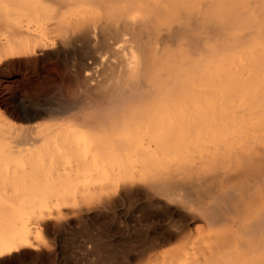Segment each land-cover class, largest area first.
Wrapping results in <instances>:
<instances>
[{"label":"rangeland","instance_id":"374dc122","mask_svg":"<svg viewBox=\"0 0 264 264\" xmlns=\"http://www.w3.org/2000/svg\"><path fill=\"white\" fill-rule=\"evenodd\" d=\"M44 1L50 3L46 5ZM44 1L0 0V21L3 20L0 22V238L8 236L19 222L31 215L33 210L44 211L43 219L30 226L31 241L35 248L23 247L12 254L1 256L0 264H206L209 262L210 264H219L218 262L226 264V260L229 263L232 257L229 256V260L228 258L224 260L223 255L233 246L236 248V245L233 240L224 239V234L242 235L239 229L241 227L239 224L242 222L239 215L231 213L234 210L229 211V214H222L227 222L222 219L224 222L221 220L222 222H217V224L216 220H213L214 224L207 217L205 218L210 222L203 219L202 213L205 212H201L209 199L204 200L203 206L196 201V203L191 200L186 202L185 199L172 193L174 196L171 198L173 199L171 201L169 199L171 203H168L166 197L170 198V192V196L166 193L167 196L160 195L162 196L160 199L158 195L144 192L140 185L151 178L154 180L161 174L158 173L160 170V172L168 168L171 170V166L172 169H175V165L178 169L180 168L179 171L178 169L173 170L174 173H179L184 170V167L188 168V164L194 163L190 161V158L195 153L190 158L186 157L192 152H197L194 157L200 158L202 149L199 150V147H194L192 144V146L185 144L187 148H182L180 145L179 150V146L175 147L178 142L170 146L169 144L173 141H169L168 138H165L166 141L159 140L160 143L155 139L142 142L140 139L145 135L143 130L135 128L134 123H129L128 116L121 118L120 125L117 127L108 126L109 133L107 128L99 127V129L89 124L90 127L88 123L75 117L79 116V110L83 105L90 103L92 88L91 85H88L90 88L87 87L89 82L87 83L88 80L86 81L84 74L94 69L95 55L84 51L81 45L66 47L62 41L60 43L59 38L61 37H57L59 41L56 36L52 38L53 31L50 30V26L60 23L64 24V27L71 28L73 21L68 19L69 17L74 18L75 15L78 16L79 14L75 11L82 9L80 7L83 4L75 5L77 0H70L71 5L69 0H54L57 2L56 7L54 3L51 5L53 1ZM80 1L83 0H78V3ZM253 1L264 3V0ZM73 7L79 8L73 11ZM48 10H51L49 11L51 15H48L50 14ZM57 15L60 20L55 23L53 20L58 19ZM44 24L48 25L44 27ZM41 26L44 30L40 29ZM43 32H45L44 35L48 33L45 35L47 40ZM33 37L36 43L44 42L46 49L36 48L34 50L36 44L32 49L31 43H35ZM26 39L28 42L25 41ZM211 77L215 75L210 74L209 79ZM219 82H210V84L213 83L210 87L216 88ZM212 87L213 93L215 90H212ZM64 107L74 112L70 113L72 117L69 116V112L66 113ZM61 109L65 115L58 114ZM48 110H51L49 112H52L50 113L52 116L48 114ZM53 110H58L55 112L57 116L54 115ZM103 129L107 132H103L105 131ZM72 132L73 135L70 137L80 138L78 139L80 144L77 140H73V143L72 139L68 138ZM98 138L102 141L101 144ZM96 141L100 148L94 143ZM126 142L131 145H126ZM82 143H85L84 148L73 146L71 148L74 150L65 149L66 146L72 144L81 147ZM190 147H194V151ZM173 148H175L174 152ZM201 155L208 156L204 152ZM197 158L194 159L195 165L199 164ZM201 160L204 159L201 158ZM203 162L201 161V164L206 163V167L202 165L200 167L209 169L208 157L206 162ZM177 163H182L183 169L181 164ZM225 165L222 166L221 163L222 167ZM126 182L129 184L126 185ZM131 182L133 185H130ZM121 183L125 186L124 188ZM119 187L122 190H119ZM37 193L60 194L55 198H53L54 195L49 197L27 196ZM177 199L181 200L183 206L185 204V208L176 202ZM196 204H199L198 208ZM233 217L234 219L236 217L234 222L239 233L237 228H233L234 222L230 221ZM236 220L240 221L236 222ZM224 224L229 226L226 227L227 233ZM230 227L233 229L230 230ZM230 231L234 232L230 233ZM228 235L226 237L235 239L236 243L241 239L239 235H237L239 239L232 235L230 238L231 236L228 237ZM155 236L159 237V240H156ZM147 237L150 238L148 245L146 244ZM221 237L227 242H222V240L220 242ZM218 244H227V247L222 248ZM237 260H234L236 262L231 260L230 263L238 264L240 261L237 262Z\"/></svg>","mask_w":264,"mask_h":264},{"label":"bare ground","instance_id":"6f19581e","mask_svg":"<svg viewBox=\"0 0 264 264\" xmlns=\"http://www.w3.org/2000/svg\"><path fill=\"white\" fill-rule=\"evenodd\" d=\"M47 1H53L51 5L57 4L54 0ZM76 2L75 5H83L80 7L82 9L75 11L79 14L78 16L69 17L68 20L73 21L71 28L64 27V24L60 23L50 26L54 36L50 32L52 38L61 37L59 38L60 43L62 41L66 47L81 45L84 51L95 55L94 69L84 74L86 81L88 80L87 83L89 82L87 87L91 85L92 88L90 103L83 105L79 110V116L75 117L88 125L107 128L111 125L117 127L120 125L121 118L128 116L130 120L128 121L127 118L126 122H132L135 128L143 130L145 135L140 139L142 142H150L153 139L157 142L162 139L166 141L165 138H168L169 141H173L170 142V146L178 142L175 147L179 146V150L180 145L186 149V145L191 144L199 147V150L202 149L200 155L198 154L200 158L194 157L197 152L187 154L188 156L184 155L190 158L195 153L194 159H199L197 166L195 165L196 159L191 157L190 161L194 162L191 163L193 167H190L188 163H183L189 165L185 168L182 163H177L181 164L182 169L184 167V170L179 173L173 172L178 169L175 164V169H172L171 165L169 166L171 170L168 168L160 172L159 169L158 173L161 174L158 177L154 175V180L151 178L144 184H140L141 187L144 192L158 195L160 199L162 196L166 197V193L169 196L171 194L170 198L166 197L168 201L173 199L171 198L173 194L185 199L186 202L196 201L203 206L204 200L209 199L201 212H205V216L202 213L203 219L212 220L214 224L222 219L226 221L222 214L234 210L231 213L239 215L242 222L239 224L242 235L236 234L235 236L234 233V235L224 234V237L222 236L229 241L233 240L236 245V248L233 246L228 251L229 254L225 253L228 257L226 255L225 258V254H222L224 260L227 258L229 260L231 256L230 261L240 258L237 260V262L240 261L238 264H264V3H255L253 0V3L249 0H85V2L83 0L79 3L77 0ZM47 3L50 2L45 4ZM46 5L43 6L46 7ZM66 7L69 8V6ZM76 8L79 7H73V11ZM49 11L51 12V10L47 12ZM59 20L58 17L56 21H53L57 23ZM46 25L44 24V27ZM44 33L42 34L45 38L48 33L45 35ZM34 37L33 41H35ZM25 41L28 42L29 38ZM35 44L37 46H34V50L36 48L46 49V44L40 41L37 43L35 41L34 44L32 42V49ZM210 74L215 77L209 79ZM223 80L224 83H222ZM210 82L225 85H217L216 88L211 86L212 90H215L212 93L210 85L213 83L210 84ZM67 109H65L66 113L70 114L72 111ZM53 111L55 115L58 110ZM50 113L52 112L48 114ZM58 114L65 115L62 109L58 111ZM103 130L107 132L106 129ZM116 131H118L117 128ZM72 135L73 132L68 135V138L72 139L73 143V140H77L80 144L78 140L80 138L73 139L75 137L71 138ZM85 143H82L81 147L68 144L69 146L65 149H72L73 146L84 148ZM94 143L97 145V141ZM128 144L126 142V145ZM92 146L95 145L92 144ZM194 147L190 149L194 151ZM202 152L208 156H202ZM207 157L209 169H204L202 166L206 167V163L203 165L201 161L206 162ZM221 163L222 166L226 164L225 167H222ZM122 186L125 187L123 184ZM120 187L119 190H122ZM59 194L37 193L27 196L49 197L54 195L53 198H55ZM170 201L168 203H171ZM176 202L181 204V200L177 199ZM198 207L199 204L196 208ZM43 214L44 211L41 209L33 210L26 220L19 222L16 228L14 227L10 236L0 238V257L12 254L23 247L35 248L31 241L30 226L42 220ZM235 219L233 217L230 221L234 222ZM227 225L224 224L225 229L229 227ZM233 226L239 233L235 222ZM216 230L219 232L218 229ZM225 231L227 233V229ZM233 232L230 231V233ZM227 235L236 238L239 235L241 239H237L242 241L239 243L237 241V244L232 236L230 237L232 239H229ZM149 239V237L146 238V244ZM155 239L159 240V237L155 236ZM224 241L227 242V240H222ZM218 245L224 248L227 244ZM225 262L228 263L227 260Z\"/></svg>","mask_w":264,"mask_h":264}]
</instances>
